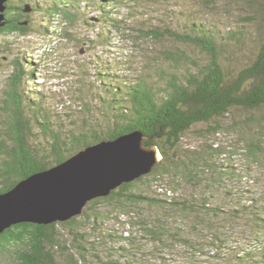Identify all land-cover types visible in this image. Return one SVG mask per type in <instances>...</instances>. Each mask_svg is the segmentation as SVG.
Returning <instances> with one entry per match:
<instances>
[{"label":"trees","instance_id":"trees-1","mask_svg":"<svg viewBox=\"0 0 264 264\" xmlns=\"http://www.w3.org/2000/svg\"><path fill=\"white\" fill-rule=\"evenodd\" d=\"M39 1L8 0L0 35H29L30 14L40 10L71 25L84 12L80 3L95 2L101 23L88 42L108 49L125 27L109 5L144 3ZM197 1L214 18L182 9L181 30L129 27L137 40L181 45L164 51V63L132 78L121 61L96 56L89 80L82 64L73 88L80 117L60 114L44 92L28 89L36 68L25 57L13 61L0 102V193L87 146L135 131L161 159L149 174L88 202L79 216L6 229L0 264H199L202 256L211 264H264V191L233 202L253 167L264 168V0ZM224 133L233 140L223 148L214 139ZM231 157L242 160L241 170L228 164ZM234 240L256 247L232 248Z\"/></svg>","mask_w":264,"mask_h":264},{"label":"rangeland","instance_id":"rangeland-1","mask_svg":"<svg viewBox=\"0 0 264 264\" xmlns=\"http://www.w3.org/2000/svg\"><path fill=\"white\" fill-rule=\"evenodd\" d=\"M44 1L40 0L39 2L42 3ZM143 1L144 3L142 2L143 4L139 6L132 5L130 1L129 3L109 5L110 8L117 12L115 16L122 17L124 21L122 26L125 27L120 33H114L113 47L108 49H105L100 44H95L96 42L92 45L88 42L89 38H94L93 29L101 23L98 19V12L95 8L97 4L95 2L92 6L80 3L84 12L78 14L77 20L71 25L62 16L52 20L51 18H45L41 10L32 12L30 14L32 32L29 35L24 37L0 35V102L5 98V91L8 89L13 73V61H21L25 57L27 62H32L36 68L33 79L26 84L28 89L35 92L39 90L44 92L47 96V103L52 108L57 107V111L60 114L73 111V117H80L81 114L77 111L79 109L77 105L79 106L80 103L75 100L76 91L73 88L80 70L84 69L81 68L82 64H84L82 67H89V75L83 74L85 75L83 76L84 79L88 78L89 80L91 76L94 77V69H92V64L90 63L96 60V56H100L103 60L109 59L112 61L115 59L116 62L121 61L119 68L121 67L122 71L127 72L134 78L140 73H145L153 63H164L165 59L162 56L164 51L182 48L181 45L169 39L153 42L137 40L134 31L129 29V27L138 26L144 22L145 25L148 24V26L159 30L167 27L181 30L185 21L180 13L182 9L189 12L196 10V13H200V16H207L209 19L214 18V14L211 15L209 11L202 9L198 5L197 0ZM46 30H48V33ZM65 34H68V36ZM145 47L148 50L143 51L142 48ZM140 50L145 55H142ZM88 62L90 65L86 64ZM232 136V134L228 133L219 134V136L215 137L214 143L222 145L221 147L223 148L227 147L233 140ZM185 140L186 144L193 142ZM241 163L242 160L239 157H231L228 164L238 171L241 170ZM253 168L251 172L253 177L243 179L242 190L244 191H236L233 194L235 195L233 197L235 201L233 202H237L240 199L245 202L254 193L264 191V168L261 166H254ZM155 186L153 185V187ZM153 190L155 189L153 188ZM109 227H113L112 229L119 233L121 232V226L116 227V224L108 223ZM255 247L256 245L249 240H244V242L234 240L232 246V248L248 251L254 250ZM220 252H224V249H221ZM210 254L213 255V253ZM211 259L212 257L202 256L199 258V264H211ZM182 262L183 264H188L184 260Z\"/></svg>","mask_w":264,"mask_h":264},{"label":"water","instance_id":"water-1","mask_svg":"<svg viewBox=\"0 0 264 264\" xmlns=\"http://www.w3.org/2000/svg\"><path fill=\"white\" fill-rule=\"evenodd\" d=\"M7 1L0 0V28L8 23ZM30 9L26 6L23 11ZM145 142L135 131L92 144L0 193V234L16 224L70 220L81 215L88 202L149 174L161 156L155 146L145 147Z\"/></svg>","mask_w":264,"mask_h":264}]
</instances>
